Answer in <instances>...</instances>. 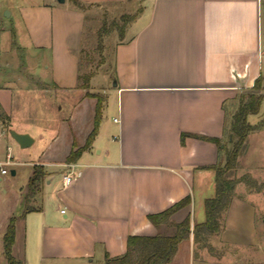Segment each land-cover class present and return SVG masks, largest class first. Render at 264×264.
<instances>
[{"label": "crops", "instance_id": "1", "mask_svg": "<svg viewBox=\"0 0 264 264\" xmlns=\"http://www.w3.org/2000/svg\"><path fill=\"white\" fill-rule=\"evenodd\" d=\"M79 1L103 6L129 0ZM141 6L135 18L141 26L129 36L127 31L115 48L114 84L105 88L109 93H104L99 132L90 148L68 163L71 152L84 147L94 130L97 106V98L78 86L86 13L72 0H0V17L6 11L11 35L16 37L21 25L26 47L39 58H49L42 61L49 72L44 88L70 96L86 90L70 97L68 121L57 117L62 124L51 133L54 158L33 165L32 174L35 166L46 173L45 186L31 197L40 204L28 207L26 201L15 216L14 203L0 199V264H8L4 235L9 221L23 214L16 224L13 253L16 248L23 253L26 264L105 262L107 254L122 256L129 236L160 232L150 214L188 196L191 203L172 220L181 223L190 217L192 228L206 221L205 201L216 194L211 167L223 161L224 146L202 137L225 144L231 116L227 106L233 105V115L240 95L264 77V0H143ZM4 31L0 20V61ZM108 96L116 102V130L101 147L108 129L103 120ZM0 114L1 140L13 129L14 118L10 81L1 77ZM14 131L30 133L25 128ZM71 170L77 176L64 186L62 178ZM214 240L213 253L197 250L192 233L168 264H253L246 259L260 245V234L258 209L249 196L236 194Z\"/></svg>", "mask_w": 264, "mask_h": 264}, {"label": "rangeland", "instance_id": "2", "mask_svg": "<svg viewBox=\"0 0 264 264\" xmlns=\"http://www.w3.org/2000/svg\"><path fill=\"white\" fill-rule=\"evenodd\" d=\"M142 2L143 0H129L123 4L96 5L88 8L87 21L84 25L80 43L83 50L80 58L81 71L93 74L87 93L97 94L103 100L105 98L104 93H109L105 88L114 84L112 76L115 48L125 37L127 31L129 36L141 26L142 22H135V20L142 10ZM135 15L137 18L134 21L125 23V17ZM0 20L5 28L2 40L4 55L0 61V77L10 81L13 92L14 118L11 123L13 128L11 130L28 129L29 135L36 140L33 145L27 148H22L10 132L0 140V163L6 162L8 155L16 163L6 166L7 174L3 175L0 171V199L5 198L7 201L14 203L16 207L15 216H19L26 201L29 203L28 207H37L40 204L39 201L32 200L29 195V181L34 164L42 161L49 162V160H52L51 158H54L52 153L56 151L51 146V133H53L58 122L62 124V121L58 120L57 117L68 121V117L71 118L69 115L73 111L72 102L69 101L70 97L73 95L72 99H74L86 90L83 92L76 90L70 96L68 92L60 95L51 89H45L43 82L48 79L49 72L45 70L42 61L45 59L47 61L49 58H39L37 53L26 47V39L25 35L22 34L21 25L16 37L14 32L11 35L10 20L7 19L6 11L0 17ZM121 29L124 31L123 35ZM11 48H13V51ZM108 101L109 107L107 106L103 112V120L107 122L108 129L107 132H103L104 134L100 140L101 147H104L107 136L114 134L116 130L112 120L116 114L115 98L108 96ZM232 107L233 105L227 106V110L231 112L226 132V144L229 149L232 148V144L229 143L230 124L234 110ZM236 107L237 111L239 102ZM46 120H49V122L46 123ZM248 122L254 128L249 133L246 151L239 159V167L235 174L239 180L245 179L237 184L235 193L249 196L258 209L260 245L252 250L253 254L250 256L252 258H248L246 261L253 264H264V100L260 112L250 114ZM49 148L48 153L43 154ZM12 171H16V175H13ZM41 185L45 186V180ZM250 194L257 195V197ZM202 211L205 214V210ZM199 212L200 208L197 205V222H199ZM51 214L56 219L61 218L59 213L51 212ZM32 230L30 227V242L33 237ZM209 241L213 245L215 242L214 237L210 238ZM31 243H29L30 250L33 245V242ZM22 254L16 248L15 257L23 260L21 258ZM31 264H34V261ZM41 264H51V262L46 260ZM54 264H105V262L96 258L93 262L78 259L59 261Z\"/></svg>", "mask_w": 264, "mask_h": 264}, {"label": "trees", "instance_id": "3", "mask_svg": "<svg viewBox=\"0 0 264 264\" xmlns=\"http://www.w3.org/2000/svg\"><path fill=\"white\" fill-rule=\"evenodd\" d=\"M72 1L78 10L86 14L88 8L94 6L86 5L79 0ZM135 18L136 15L127 16L124 20L125 23L132 22ZM85 19L87 21V15ZM123 32V29H121L122 35L124 34ZM82 52L83 50H81V54H83ZM80 66L81 59L79 60L78 66V86L83 89H88L93 74L90 72L83 73ZM87 95L97 98L94 130L88 137L84 147L71 152L67 158L68 163L76 162L81 154L90 148L99 132L102 120L103 98L93 93H87ZM263 100L264 77L260 76L256 80L254 87L239 97V107L233 114L230 124L229 143L232 144L231 149L219 139L202 137L205 140L217 143L219 146H224L221 150L223 161L211 167L215 171L216 194L213 198L205 201L206 221L192 228L190 217L181 223H176L172 220V216L177 211L191 203V197L188 196L165 211L148 216L152 224L160 230L157 235L129 236L126 252L122 256L114 258L107 254L105 264H168L174 258L180 243L189 239L192 233L197 250L207 248L210 252H214V248L210 244L209 239L217 236L222 231L223 219L233 198L236 196V186L245 179L239 180L235 174L239 167V159L246 151L249 133L254 128L248 122V116L260 112ZM0 117H2L1 114ZM45 176L46 173L42 166L34 167V172L29 181V195L31 197L40 191ZM29 210L27 208L25 213ZM24 216L25 214L19 218L22 219ZM19 218L12 217L10 219L4 235V254L8 264H24V261L16 258L13 253V247L16 242V224Z\"/></svg>", "mask_w": 264, "mask_h": 264}, {"label": "built area", "instance_id": "4", "mask_svg": "<svg viewBox=\"0 0 264 264\" xmlns=\"http://www.w3.org/2000/svg\"><path fill=\"white\" fill-rule=\"evenodd\" d=\"M13 165V164H16L15 162L12 161V158L8 155L7 156V159H6V162L4 163H0V170H1V173L3 175L7 174L8 173V170L6 169V166L8 165ZM77 176V172L74 171V170H71L70 172H68L67 174H65L62 178V181H63V185L64 186H67L69 183H71L75 177ZM62 213H65V210H62L61 211Z\"/></svg>", "mask_w": 264, "mask_h": 264}, {"label": "water", "instance_id": "5", "mask_svg": "<svg viewBox=\"0 0 264 264\" xmlns=\"http://www.w3.org/2000/svg\"><path fill=\"white\" fill-rule=\"evenodd\" d=\"M57 1L60 3L65 2V0H57ZM10 133L22 148H27V147L31 146L32 143L34 142V139L27 133H23V134L17 133L14 130H11ZM12 174L14 175L15 171H12Z\"/></svg>", "mask_w": 264, "mask_h": 264}]
</instances>
